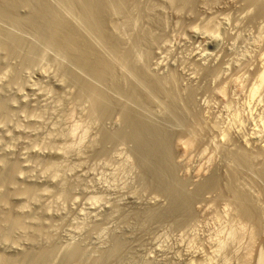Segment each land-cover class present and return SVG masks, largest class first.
Masks as SVG:
<instances>
[{"label":"rangeland","instance_id":"374dc122","mask_svg":"<svg viewBox=\"0 0 264 264\" xmlns=\"http://www.w3.org/2000/svg\"><path fill=\"white\" fill-rule=\"evenodd\" d=\"M105 1L119 46L93 39L116 82H152L160 95L152 92L148 109L178 116L174 139L193 135L188 160L174 153L185 164L179 176L203 167L228 174L232 165L264 209V178L243 166L242 152L264 159V0ZM13 28L23 34H0V264H264V228L237 220L212 191L181 224L147 221L145 211L168 198L147 183L132 140L104 138L125 127L118 111H104L65 75L66 59L39 29ZM117 241L125 248L112 260Z\"/></svg>","mask_w":264,"mask_h":264},{"label":"bare ground","instance_id":"6f19581e","mask_svg":"<svg viewBox=\"0 0 264 264\" xmlns=\"http://www.w3.org/2000/svg\"><path fill=\"white\" fill-rule=\"evenodd\" d=\"M50 1L0 0V34H4L7 37L12 38V34L16 35L18 33L16 35L18 37V35H20L21 33H19V31L17 30L14 31V26L20 28L23 27L39 29L40 31L38 33L42 32L44 37H46L47 42L54 43L55 51L59 54H63L64 58L66 59L65 62H67V66H65V75H67L69 79L73 80L77 85H79L83 93H87L88 95L93 97L96 100L98 106L101 107L104 111H118L119 115L121 116L120 120L124 121L123 124L125 125V127L122 129L121 133L106 132L104 138L109 141L116 139L118 136H121L132 140L134 142V152L138 158L139 163L144 168L145 178L147 177L148 179H146V181H148L147 183H149L152 188H154L156 191L161 192L162 195L164 194L165 197L168 198V204L165 207L160 206L161 204H153L151 207H149L144 213L146 220L152 222L154 220L167 218L172 219L176 223L181 224L193 215V210L195 211V209L193 208H195L194 206L197 204V202L195 204V201L205 197L208 191H212V193H216L217 199L225 198V202L228 200L229 205L231 204L232 206H230L233 207L235 211V215L237 216V218H239H236L237 220H243L245 221V223L250 222L252 225L254 224V226H256L257 228V233L263 230V202L260 204V201L258 200L259 196L258 198L255 197L257 193L254 196V191L251 192L254 189L252 188V186L255 187V185H252L253 181L251 179L252 182H250V184L248 183L250 186L246 187L248 181H246V178H243L244 180L241 179L244 175L240 178V175H237L235 173L233 174V169L231 167L232 165H228L230 167L227 168L230 169V171H227L228 174H224L225 172L221 174L220 169H217L218 167L215 168L217 170H214L213 168V171H209L211 170L209 169V172L203 167L194 170V172H192V175L190 176L184 178L179 176L178 173L179 170H181L179 168H181L184 163L182 165L181 163L179 164V162H182V160L177 162L174 157V153L176 150H178L182 153V156L184 155L187 158L191 154L190 151L193 149V135L189 138L184 137L185 139H174V136H176L177 132H179L176 131V125H179L176 123L178 122L176 121V117L178 116L175 117L176 119L171 116L162 117L155 115L151 112V109H148L145 103L148 101V104H150V99H153L151 98V94L155 91V86L153 84L151 85L152 82L149 81L150 85L148 84V86L146 87H144V82L142 83V88L141 85H139V87L132 89H126L122 85H119L118 83H121V81L116 82L117 76L119 75L115 74L114 67L112 66L110 60H107V52L102 51L103 47L101 48V44L103 42L99 43L93 39L94 35L99 37H103L101 35H105L104 37L107 38L105 40H107V42L111 46H113L114 49L119 46L118 40L115 36L111 35L107 26V22L109 21L108 17L110 13L106 1L81 0L79 2V0H61L62 3H66V5H62V3L60 2L61 5L65 7L67 6L69 8L67 9L66 7V9L68 10V12L66 11L67 13H63L62 9L64 7L61 8V5H59V7H57L56 5V8H61V10L56 9L55 6L52 5L53 0L51 2ZM126 1L128 2L129 0ZM193 1L194 0H181L180 2L182 5H189ZM249 1L251 2V4H254L260 2L261 0ZM127 2H124L123 4L125 5ZM119 7L120 6H118L117 8L120 9L121 7ZM21 9L28 10L29 16L27 18H22L21 16H19L18 12ZM75 9H79L82 12V20L74 15V13L76 12ZM5 25H12L13 27L9 28H12L11 31L16 33H12L10 35L11 31L9 29L8 32V28L5 29ZM36 29L34 31H37ZM105 40L104 42L107 43ZM103 52H105L106 55ZM124 82L125 81H123V83ZM135 84H131L130 87L132 85L135 87ZM173 91L175 92V89ZM173 91L172 93H174ZM153 95L155 96L157 95V93ZM158 95H160V93ZM188 96L190 97V94L187 95V97ZM175 97L177 98V96ZM156 99L157 98H154L151 101L154 102V100L156 101ZM181 99L183 100L182 97ZM177 102L179 101L177 100ZM188 134L191 133L188 132ZM241 151L242 150H240V153ZM245 151H242L244 152L243 154H245L244 159L242 158L245 161V165L243 166L246 167V163H248L247 165L252 167L251 169L254 171V174H257L262 177V181L264 178V163H262V160L264 161V159H260L261 162L259 160V162L256 161L257 163H255L252 159L256 156H253V154L251 153L250 155H252L251 157L253 158L246 157V155H248V152L246 151V154ZM238 155L240 154H237V156ZM234 157L236 156L234 155ZM240 158L241 157L239 156L238 160H240L241 162L242 159ZM233 167L236 168L235 166ZM238 169L246 170L245 168L241 167ZM237 170L236 172H238ZM240 170L239 172H241ZM244 170L241 173H247L246 171H248V169L246 171ZM250 173L248 174V176L250 175ZM238 179L239 181H246V184L241 185L240 183H243V181L238 183ZM245 187H250L251 189L249 190L251 191H249ZM252 242L253 241H251V243ZM115 246L116 247H114L113 251H110L111 254H108L111 255L113 258L111 256H108V259L109 257H111L112 260L116 257L119 258V255L122 254L123 248H125V244L121 241H117ZM217 251L219 250L217 249ZM41 258L39 260H41ZM34 264L39 263L38 261H35Z\"/></svg>","mask_w":264,"mask_h":264}]
</instances>
